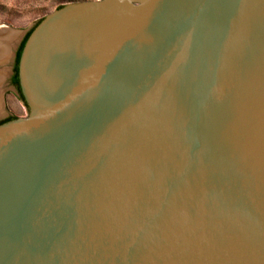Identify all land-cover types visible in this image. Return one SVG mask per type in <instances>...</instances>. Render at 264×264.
Listing matches in <instances>:
<instances>
[{"label": "water", "instance_id": "water-1", "mask_svg": "<svg viewBox=\"0 0 264 264\" xmlns=\"http://www.w3.org/2000/svg\"><path fill=\"white\" fill-rule=\"evenodd\" d=\"M17 74L0 264H264V0L64 4Z\"/></svg>", "mask_w": 264, "mask_h": 264}, {"label": "rangeland", "instance_id": "rangeland-1", "mask_svg": "<svg viewBox=\"0 0 264 264\" xmlns=\"http://www.w3.org/2000/svg\"><path fill=\"white\" fill-rule=\"evenodd\" d=\"M82 1L93 0H0V28H8L5 30L15 36L10 45L8 58L5 61H0V71L5 73L4 79L0 82V98L2 103L0 120L5 118H9V120L24 118L28 115V108L20 97H15L14 93H12L11 85L15 55L26 33L40 19L58 7ZM14 31L17 32L16 35Z\"/></svg>", "mask_w": 264, "mask_h": 264}, {"label": "bare ground", "instance_id": "bare-ground-1", "mask_svg": "<svg viewBox=\"0 0 264 264\" xmlns=\"http://www.w3.org/2000/svg\"><path fill=\"white\" fill-rule=\"evenodd\" d=\"M5 28L3 27V29L0 28V61L2 60H6L8 58V55L10 53V45L11 42L13 40V38L15 37L14 35H11V32L6 31ZM11 30V29H10ZM15 35H16V31H14ZM2 58V59H1ZM5 77V73L0 71V82L4 79ZM2 107V103H1V98H0V110Z\"/></svg>", "mask_w": 264, "mask_h": 264}, {"label": "flooded vegetation", "instance_id": "flooded-vegetation-1", "mask_svg": "<svg viewBox=\"0 0 264 264\" xmlns=\"http://www.w3.org/2000/svg\"><path fill=\"white\" fill-rule=\"evenodd\" d=\"M23 42V41H22ZM21 42V43H22ZM20 48V47H19ZM19 50V49H18ZM18 64V59H17V54L15 55V60H14V66H13V71H12V75H11V85H12V93H14L15 97H20L22 100V94H21V90H20V86H19V81L15 82L14 76H17L18 79V74H17V69L15 70V66ZM24 102V100H23ZM25 104V103H24ZM26 105V104H25ZM27 107V106H26ZM9 120V118H5V119H1L0 123L5 122Z\"/></svg>", "mask_w": 264, "mask_h": 264}, {"label": "trees", "instance_id": "trees-1", "mask_svg": "<svg viewBox=\"0 0 264 264\" xmlns=\"http://www.w3.org/2000/svg\"><path fill=\"white\" fill-rule=\"evenodd\" d=\"M31 30H32V28L26 33V35H25V37H24V39H23V42L21 43V46H20V48H19V50H18V52H17V59L19 58V55H20V51H21V49H22V46H23V44H24V42H25L27 36H28L29 33L31 32ZM16 69H17V65L15 66V70H16ZM13 80H14L15 82L18 81L16 75L14 76V79H13Z\"/></svg>", "mask_w": 264, "mask_h": 264}]
</instances>
